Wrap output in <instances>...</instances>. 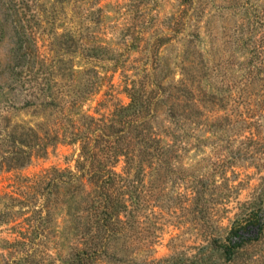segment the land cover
Masks as SVG:
<instances>
[{
	"label": "rangeland",
	"instance_id": "374dc122",
	"mask_svg": "<svg viewBox=\"0 0 264 264\" xmlns=\"http://www.w3.org/2000/svg\"><path fill=\"white\" fill-rule=\"evenodd\" d=\"M17 32L36 62L15 58ZM125 114L170 150L134 155L137 189L95 239L90 199L50 170L76 171L85 117L101 138ZM31 129L46 152L0 168V264H264V0H0V154ZM249 217L226 261L210 242Z\"/></svg>",
	"mask_w": 264,
	"mask_h": 264
},
{
	"label": "trees",
	"instance_id": "16d2710c",
	"mask_svg": "<svg viewBox=\"0 0 264 264\" xmlns=\"http://www.w3.org/2000/svg\"><path fill=\"white\" fill-rule=\"evenodd\" d=\"M16 35L17 41L15 45L17 47L13 52L15 53V58L20 61H29L30 59L33 61L34 59V62H36V59L39 57L34 54L31 42L29 41L26 45L25 41L19 37L18 32ZM24 35L25 33L23 31L22 36ZM34 72L36 73V71ZM45 82L46 84L43 86L47 85V81ZM43 92H47V89L45 88ZM125 116L126 119L122 122V128L116 129L111 126L109 130L101 133V138L96 136L94 129L91 131V127L94 124L92 117H85L88 121L86 132L75 131L74 129L70 133L71 137L67 142L69 145L79 146L78 159L75 161L76 171L59 170L56 168L50 170L53 178L48 179V183L53 181L65 193H73V195L84 194L87 199H90V205H85L88 206L85 209L87 211H93L91 219L93 225L97 227V230L101 231L103 229V233L100 232L94 235L95 239L101 238L102 235H107V237L111 236V221L115 219L119 220L120 213L126 208L124 203L121 201L115 202L116 198H111V196L115 194L125 196V194L134 193L137 189L134 186V180H138L141 175L140 172L142 169H140V165L143 161H139V163L134 162V155L136 154L137 159H154L156 163H158V159H167L166 148L168 149L169 147L162 146L160 140L157 141L149 136H143L142 130L140 129L138 131L133 122L128 119L129 115L125 114ZM83 119L84 117H81L77 122ZM90 122L92 123L90 124ZM30 131L31 139L23 138V136L16 139L11 134L5 138V141H9L10 145H8L9 149L7 151H3L0 154V168L17 169L24 167L34 155L44 154L46 152L49 143H40L37 132L32 129ZM119 131L123 135L118 136ZM131 132H134V140L129 144L124 139L129 138L128 135L130 136ZM52 140L55 139H50V141ZM249 141L253 143L254 140L249 139ZM100 154L102 155L101 159H111V161L105 163L100 161ZM120 158L123 159V167L126 171L118 174L114 168L115 164L120 161ZM133 170L137 172L133 174L136 176H132L134 180L129 176ZM47 194H51L50 191H47ZM263 194L264 185L260 188V192L256 193L252 204L255 206L262 204L264 199ZM258 222L259 219L256 217H249L245 221V224L236 221L233 223L234 225L229 227L224 240L217 241L214 239L210 242V245L226 261H231L245 246L250 245L254 240L249 237H244L240 232L245 228L246 224L247 226L250 224L255 225ZM83 236H88V233L83 234ZM234 238L236 239L234 240ZM80 253H84V251H80Z\"/></svg>",
	"mask_w": 264,
	"mask_h": 264
}]
</instances>
